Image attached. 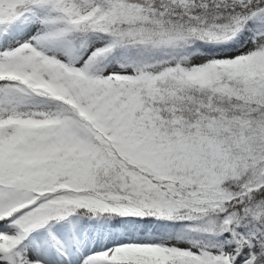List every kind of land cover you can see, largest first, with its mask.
I'll use <instances>...</instances> for the list:
<instances>
[{"label": "snow or ice", "instance_id": "6c2138e0", "mask_svg": "<svg viewBox=\"0 0 264 264\" xmlns=\"http://www.w3.org/2000/svg\"><path fill=\"white\" fill-rule=\"evenodd\" d=\"M0 264H264V0H0Z\"/></svg>", "mask_w": 264, "mask_h": 264}]
</instances>
